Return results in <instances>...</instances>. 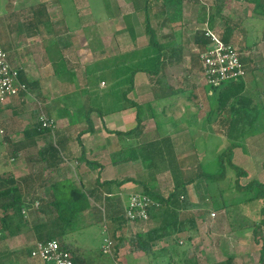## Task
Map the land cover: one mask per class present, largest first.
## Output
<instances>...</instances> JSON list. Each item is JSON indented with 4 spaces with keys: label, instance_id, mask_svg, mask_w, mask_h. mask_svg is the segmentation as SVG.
Here are the masks:
<instances>
[{
    "label": "crops",
    "instance_id": "0c3cea01",
    "mask_svg": "<svg viewBox=\"0 0 264 264\" xmlns=\"http://www.w3.org/2000/svg\"><path fill=\"white\" fill-rule=\"evenodd\" d=\"M5 1L0 11V47L19 69L20 80L31 95L0 103V128L5 131L0 133V175L15 179L26 209L23 215H9L4 229L0 226V264H41L31 251L46 238L75 249L76 264H111L85 256L86 244L72 237L68 225L64 231L57 222L58 211L52 205L75 199L74 188L90 195L89 205L75 216L76 221L83 217L77 228L99 222L102 235L108 237L110 222L115 221L112 225L118 227L119 240L117 255L109 254L112 264H154L156 260L135 250L133 241L137 234L158 227L159 221L119 224L118 218L124 216L131 195L147 193L146 188L164 196L180 193L194 204L193 193L176 189L174 181L176 173L191 165L187 157L196 158L191 151L198 152L183 133L198 127L202 132L208 122L220 134L221 109L242 95L250 99L247 107L255 121L240 136L236 148L250 155L264 146V0H259L260 6L256 0H246L252 12L243 18L235 13L238 0L185 2L177 22L169 20L156 0H148V16L146 0H116L112 5L118 13L113 14L110 7L104 20L91 19V10L82 12L76 0L72 4L57 0L65 4L57 12L49 3L52 0ZM41 3L46 4L51 21L35 20L32 8ZM121 3L131 10L122 11ZM85 15L91 20H84ZM146 17L155 32L153 42L145 31ZM254 20L263 21L258 25L262 30L245 24ZM205 24L239 49L247 71L243 78L218 89L205 82L202 46L195 38L197 31L202 32L196 26ZM256 30L261 37L254 39L251 35ZM91 76L94 85L89 82ZM34 100L54 121L51 131H39L40 110ZM157 113L166 118L158 120ZM161 124L179 125L173 130L161 129ZM152 156L155 163L150 166L146 159ZM197 159H193L196 166ZM160 162L166 166L160 168ZM263 162L264 155L256 164ZM165 172L171 174L166 189L162 186ZM111 181L122 184H107ZM202 219L198 216V221ZM183 235L188 236L176 234ZM169 240H157L154 249L166 247Z\"/></svg>",
    "mask_w": 264,
    "mask_h": 264
},
{
    "label": "rangeland",
    "instance_id": "374dc122",
    "mask_svg": "<svg viewBox=\"0 0 264 264\" xmlns=\"http://www.w3.org/2000/svg\"><path fill=\"white\" fill-rule=\"evenodd\" d=\"M76 1L78 2L77 6H80L79 9L82 12L84 11L89 14V11L91 10L89 14H92L91 19L96 18L97 20H104L105 16L107 15L106 10L110 7L113 14L116 15L118 13L116 6L112 5L116 0H111V2L109 0ZM66 2L72 4L71 0H66ZM5 3V0H0V11L1 9L5 8ZM49 3L52 5V9L54 10V12H57V10L63 7L62 5H65L63 4V2H57V0H52ZM121 5L123 6L122 11L127 12L131 10V8H129L128 10L127 4L121 3ZM238 5L239 6H236L235 8V13H237V15H240L241 18H243L245 14L252 12V5L248 4L246 0H238ZM69 7L71 9L73 8V6ZM89 15H85L84 17L86 18L84 20H91L89 18ZM121 17L122 16H118L116 19L122 24L123 18ZM56 18L59 17L56 16L55 19ZM60 19L63 20L64 18L60 17ZM135 21H138L136 17ZM262 23V20H259L258 22L256 20L245 22V24H247V27H249L250 24H253L261 30L262 28L259 26H261ZM191 27H194V25H192ZM196 27L203 30L206 28V25H197ZM252 36H254V39H256L257 36L260 38L261 31L259 32L258 30H256V34L251 35V37ZM242 37L245 36L242 34ZM93 78L94 77L91 76L89 79V82H91L92 85H94ZM220 87L221 86L217 87L216 89ZM206 89L208 90V88ZM215 93L216 94L214 95L218 94L217 90H215ZM208 110H210L209 107ZM205 111H207L206 108ZM157 114L158 120H164L166 118V115H163L161 113ZM178 125L179 124H171L167 126L161 124L159 128L173 129L174 127H178ZM1 129L3 128H0V130ZM202 130V132H199L198 127L197 130L190 129L187 132L183 133L186 134L185 136L190 137V139H192L193 142L197 145L198 154L193 150L191 151V153L196 156V158H198V166L193 163V159L195 160L196 158L189 155L186 159V162H189L190 157L191 165L186 166L184 168V172L176 173L174 181L178 182L177 179L182 180L183 178L185 179L186 177L193 176L200 170L206 173H214L221 168L218 159L219 154L231 145V143L233 142L232 138L217 134L216 127L215 125H213V123L205 122L203 124ZM242 151L243 150L239 148H235L233 150V162L236 165L245 168L249 173V176L242 178L241 183L247 184L251 180L264 181V162L260 166L256 164L259 158L264 155V146L261 150H259V152L250 155H248V153H250L249 151H245V155ZM183 159L185 158L183 157ZM146 161L151 166L153 162L155 163V156L148 157ZM163 165L166 166V163H159L160 168H162ZM225 167L227 170V174L223 180L212 183L208 182V184L212 188L210 191L207 190L206 182H204L203 180L196 181L185 187L187 192L191 191L193 193L191 194V198L192 200H194L192 209L193 213L200 212L199 214L201 215V211L206 210V212L201 215L203 221H199L200 224L197 234L198 237L193 241L195 246H190L187 242V235H183V238H181L182 243L178 247V250H180L181 253H184L183 257L187 256V258L189 259L194 258L197 264H225L229 258H232L235 264H259L261 248L264 244V224H262L261 226V232L256 234L254 233V225L259 223L264 218V215L261 213L264 206V201H262L261 198L245 201L246 198L254 195V193L247 190H239L235 188V170L227 165ZM170 175L171 174L169 172H165L164 176L162 175L164 178L162 181L164 184L162 186H164L165 189L168 188L167 185L170 184ZM143 180L146 181L150 179ZM140 186V188H144L142 185ZM182 189L183 188H180V190ZM212 201L215 202L212 203ZM224 203L235 204L231 207H226L227 205L225 207H222ZM215 204H221L219 210L214 209ZM67 212L70 211L68 210ZM213 213H215L214 216L212 215ZM72 216L73 215H70V213L66 215L68 219H71ZM81 218L77 219V221L73 220L69 224L67 223V230H72V237H75L76 239L80 240L81 243L86 244L85 256H87V254L88 258H90L91 256H95L97 260L108 261L112 264L114 259L111 257V255H109L110 253H101L99 249L103 238L106 235H102L101 224L98 222L91 225L90 227H83L79 229L76 225L78 220L80 221ZM95 230L97 232L91 234V232ZM169 241L172 245L171 239ZM173 247L174 246L171 247V252L172 250H175V248ZM162 256H165L164 260L160 258ZM162 256L158 255L154 259L156 260L154 264H158V260H160L162 264H170L168 252L166 251ZM178 260L181 261L182 259L178 258Z\"/></svg>",
    "mask_w": 264,
    "mask_h": 264
},
{
    "label": "trees",
    "instance_id": "16d2710c",
    "mask_svg": "<svg viewBox=\"0 0 264 264\" xmlns=\"http://www.w3.org/2000/svg\"><path fill=\"white\" fill-rule=\"evenodd\" d=\"M156 1L157 3L159 2L160 4H162V7L167 13L169 20L171 22H177L182 19L183 3L192 2L194 0H156ZM256 1H257L256 6H260V1L259 0ZM32 9H33L34 18L38 23L51 21L45 3H41L38 6L33 7ZM145 14L148 16V0L145 1ZM145 31L146 34H148L149 37L151 38V42H153L154 41L153 39L155 37V32L150 27L147 17L145 20ZM195 38L198 41V43L202 46L200 53L210 46L211 40L209 37L205 35L204 29L202 30V32L198 31ZM224 42L227 44H231L226 41ZM242 62L244 63L243 59ZM19 78H20V73H19ZM223 85H225V83ZM249 103H250V99L240 95L236 97L235 102L232 105H229L228 108L223 107V109H221L219 115L220 118L218 119V123H217L218 132L221 135L227 136L228 138L229 137L232 138L233 141L227 149L223 150L219 154L218 159L221 168L214 173H206L204 171L198 170L199 172L193 176L186 177L185 179L183 178L182 180L177 179L178 182L175 181L176 189L185 188L186 186L196 181L203 180L204 182H206L207 190L210 191L212 188L208 184V182L212 183L223 180L227 174V170L225 167L227 165L235 170V181H234L235 188L239 190H247L254 193V195L246 198L245 201L253 200L256 198H261L262 201H264V181L251 180L247 184H242L241 183L242 178L249 176V173L245 169L236 165L233 162V150L238 146V140L240 136L244 134L245 129L254 126L255 118L252 117H255V115L252 114L251 111L248 109L247 106L250 105ZM37 120H38L37 126L39 128V131H43V130L51 131L53 129L48 127H43L41 121L39 120V117ZM263 168H264V163H263ZM107 184L114 186L115 184L120 185L122 183L111 181L108 182ZM145 191L147 192L146 194L150 195L151 198L154 200V203L150 205V207L148 208L149 219L145 221L136 220L131 222L139 223V222H148L152 220L155 221L157 220L159 221L160 224L156 228H151L148 232H144L136 235V239L135 241H133L134 242L133 246L135 250L143 251L148 256V258L152 260H154L158 255L162 256L163 253L167 251L169 255L170 264H197L194 258L189 259L187 258V256L183 257L184 253H181L180 250H178V247L182 242H181V238L176 236V234L187 233L188 244L190 246L191 245L195 246L193 239L198 234V229L200 224L198 221V216H200L199 214L200 212L193 213L192 209L194 204L188 202L185 195L183 194L180 193L177 194L176 192H173L168 196H164L155 192L150 193L149 189L147 188L145 189ZM72 194L76 196L75 199H69L66 202L59 201L57 204L52 205V207L58 211L57 222L61 224L60 225L61 228L64 227L62 228L64 231H65V226H67L69 223L75 220V216L81 214L84 208L87 205H89V203L87 202L90 196L88 195L89 193L87 194L79 188H74ZM214 202L215 201H212V203ZM23 204L24 203L22 200V196L19 194V189L16 186L15 179L12 176H10V174L0 175V209H1L0 226L2 229H4L5 225H7L6 219L9 218V215H16V216L23 215L22 212L24 208ZM234 204L235 203H229V204L224 203L222 207L223 206L225 207L226 205H227L226 207H231ZM220 205L221 204L219 205L215 204L214 209L219 210ZM10 210L12 211V214L8 212ZM66 210L67 211L69 210L70 212H67ZM201 212H202L201 215H203L206 212V210ZM68 213H70V215L71 214L73 215L71 219H68V217H66ZM261 213L264 215V206L262 208ZM118 219H119V224H121V222H124L125 220L130 221L126 213H124V216ZM114 222H115L114 220L110 222L111 226L109 230L110 232L108 231V237L112 240L110 253H113V255H117V251H118L117 241L119 240V237H117L116 235L118 227L114 229V226L112 225L114 224ZM262 224H264V218L259 223L254 225L255 234L261 232ZM64 234L65 233H62L60 237L62 238ZM167 238L171 239L172 245L169 241V243L166 244V247H163L161 250L157 251L154 249L156 245L155 242L157 240H165ZM48 239L50 238H46L43 241H47ZM60 243L63 248L69 250L73 255H75V249H73L67 244H63L62 242ZM172 246H174L173 248H175V250L174 251L172 250L171 252ZM178 258L182 259L181 260L182 263L181 261L178 260ZM118 263L121 264V262ZM225 264H235V263L233 262L232 258H229ZM259 264H264V244L261 248Z\"/></svg>",
    "mask_w": 264,
    "mask_h": 264
},
{
    "label": "built area",
    "instance_id": "2783aa9c",
    "mask_svg": "<svg viewBox=\"0 0 264 264\" xmlns=\"http://www.w3.org/2000/svg\"><path fill=\"white\" fill-rule=\"evenodd\" d=\"M205 35L210 38V46L200 53V61L205 82L211 87H219L224 83L236 80L246 75L242 55L234 45L225 43L221 36L205 24ZM31 95L29 87L19 78V69L12 65L8 53L0 47V103H6L11 98ZM38 106L39 120L43 127L53 128L54 121L42 110L41 103L34 100ZM5 134L4 130H0ZM154 203L150 195L139 193L131 195L125 213L130 221L149 219L148 208ZM38 207V203L34 205ZM22 212L25 214L26 209ZM213 216L215 213L212 214ZM112 240L105 237L102 252H111ZM31 256L41 264H75L73 254L63 248L57 239L38 241L31 251Z\"/></svg>",
    "mask_w": 264,
    "mask_h": 264
}]
</instances>
